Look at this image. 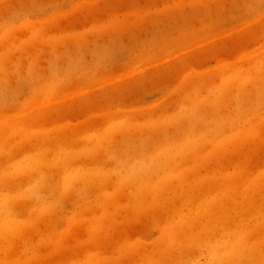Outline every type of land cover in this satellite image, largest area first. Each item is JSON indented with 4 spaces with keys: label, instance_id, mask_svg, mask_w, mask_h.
I'll use <instances>...</instances> for the list:
<instances>
[{
    "label": "rangeland",
    "instance_id": "obj_1",
    "mask_svg": "<svg viewBox=\"0 0 264 264\" xmlns=\"http://www.w3.org/2000/svg\"><path fill=\"white\" fill-rule=\"evenodd\" d=\"M0 264H264V0H0Z\"/></svg>",
    "mask_w": 264,
    "mask_h": 264
}]
</instances>
